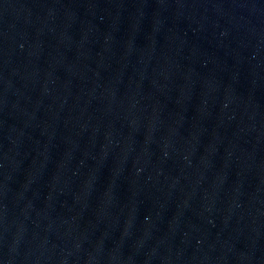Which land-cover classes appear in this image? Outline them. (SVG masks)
<instances>
[{
	"label": "water",
	"instance_id": "95a60500",
	"mask_svg": "<svg viewBox=\"0 0 264 264\" xmlns=\"http://www.w3.org/2000/svg\"><path fill=\"white\" fill-rule=\"evenodd\" d=\"M0 264H264V0H0Z\"/></svg>",
	"mask_w": 264,
	"mask_h": 264
}]
</instances>
